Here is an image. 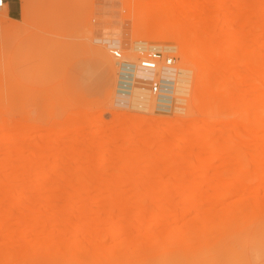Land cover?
Masks as SVG:
<instances>
[{"label": "rangeland", "instance_id": "obj_1", "mask_svg": "<svg viewBox=\"0 0 264 264\" xmlns=\"http://www.w3.org/2000/svg\"><path fill=\"white\" fill-rule=\"evenodd\" d=\"M19 1V19L0 23V264H264L262 2L246 10L261 30H241L234 0H193L201 22L236 44L223 43L205 83L198 47L181 35L151 41L186 43L187 60L165 54L190 68L189 87L172 105L182 111H136L117 104L115 61L95 40L148 37L127 18L135 0ZM204 87L220 110L203 108ZM143 138L155 143L140 149ZM82 149L95 159L73 161ZM140 150L171 158L151 168L118 161ZM55 155L67 157L56 171ZM237 175L243 186L232 185ZM80 188L74 200L65 194Z\"/></svg>", "mask_w": 264, "mask_h": 264}, {"label": "bare ground", "instance_id": "obj_2", "mask_svg": "<svg viewBox=\"0 0 264 264\" xmlns=\"http://www.w3.org/2000/svg\"><path fill=\"white\" fill-rule=\"evenodd\" d=\"M234 1L238 5V11L234 16V20L241 23V27H242L241 30H245L248 25L256 26L259 30H261L262 24H260L259 21L257 20H255L254 22H250V20L246 15V10L249 1L248 0H234ZM260 1L262 2L264 8V0H260ZM134 5L136 6V8L135 11L133 12V15H131V12L130 14L128 13L127 18H132V17L135 18L134 19V21L136 20L134 24L135 26L133 25L135 31H138L139 33L147 32L148 34L147 33L146 34L148 35V37L135 39L129 43L126 42L124 45L119 40L120 38L118 36L116 38L113 36L112 38H105V37L103 38L102 36V38L100 39H95L101 42L103 41V39H107L106 41H108L110 45L113 44L121 50L120 58L118 59L113 58L115 61L114 66L118 70L117 73H119L118 86H117L119 93H117L116 95L117 96L116 102L120 107L124 106L125 108L136 111L154 110L160 104L171 105L170 108H173V111H182L183 108L175 105L176 104L175 102H181L183 100L182 97L187 94L189 87V74L191 71L190 68L183 65L176 66L177 65L176 64L171 68H164L159 66L155 70H147L141 68L140 65L141 59L147 53L153 51L156 52L159 51L164 54L165 53L172 54L173 52L178 50L179 56L185 61L188 58L185 44L190 43L192 46L198 47L195 48L196 54L200 56V63L202 65V69L206 80L205 83H208L211 78L210 69L214 66L222 65L220 57L223 54V50H222L223 43L226 40H229L230 44L233 45L236 44V40L233 36H231V32L229 30L223 31L221 30L222 28H219V26L217 25H212V23L201 22L202 10L199 9L197 10L195 8L193 0H135V4H132V6ZM125 6L128 8L127 5ZM124 11L127 12L126 9H124ZM125 12L123 14H125ZM102 13H105V11H102ZM5 15H6V5L4 8L0 10V23L2 22V18ZM110 23L112 22L110 21ZM110 23L104 22L102 26L104 27V29L111 28ZM109 31L111 30H108V32ZM125 31L128 30L126 29ZM263 31L264 30H262L261 32ZM131 32L133 31L131 30ZM100 34H102V32H100ZM136 34L138 35V33ZM122 35L128 36V34H122ZM168 35L169 38L172 35L173 36L181 35L182 38H185L186 43L184 41L181 43L174 41L175 44H159V43L151 42V41L166 40L168 38L167 37ZM107 37H110V35H108ZM99 54L103 55L100 52ZM224 64L228 65L229 62ZM114 66H110L111 72L113 71ZM239 75L243 76L244 74L239 71ZM154 79L158 80L161 84V89L156 94H152L149 88L151 81ZM212 98L213 97L211 94V90L204 87L203 95H202V99H203L202 103H203V108L208 112L215 111L216 109L220 110L218 106L216 107L215 102ZM173 103H175L174 106H172ZM154 143L155 141L153 138H143L141 140V143H138V146L140 149L144 150V148ZM143 150H140L138 151V153L133 154L131 156H126V157L119 156L118 161L121 164H126V165L133 164L136 166L145 163V167L151 168L154 166H163L166 160L171 158L169 157L170 155L168 156L158 155V154L147 155L142 152ZM53 157L55 161L53 167L55 170L52 168L51 172H53V174H57L59 172L56 173L54 171H56L57 167L63 166V163L67 161V157L62 155L61 156L55 155ZM70 157L73 159V161H77V162L84 161L88 163L92 162L95 159L94 154L89 149L79 150L76 152V154L71 155ZM106 159L107 157H104L103 161H105ZM89 168L90 170L88 171V173L86 172V175H88L89 177L104 176V174H101L98 171H93L91 167ZM50 174L52 173L46 172L43 173L42 176L48 177L50 176ZM59 174L61 175L62 173ZM60 175L57 174V176ZM233 178L236 179L232 181V185L243 186V179L241 177L239 178V176L237 175L236 177ZM117 179L118 176L116 175L114 177L113 176L111 177V181L113 183H115ZM217 189H219L220 193H223L225 191L220 187H218ZM53 190L56 189L55 188H53L52 190L49 189L48 192L52 193ZM86 190L87 188H80L76 192H72L69 189H67L65 190V194L70 200H74L76 199L74 198L75 194L82 195L86 192ZM172 191H174V189L170 187L163 189L162 192L171 193ZM146 193L154 194L155 192L152 189H146ZM188 193L189 195H196V194L200 195L202 192L199 188H195L193 190H190Z\"/></svg>", "mask_w": 264, "mask_h": 264}, {"label": "built area", "instance_id": "obj_3", "mask_svg": "<svg viewBox=\"0 0 264 264\" xmlns=\"http://www.w3.org/2000/svg\"><path fill=\"white\" fill-rule=\"evenodd\" d=\"M5 0H0V10L5 7ZM105 43L106 48L108 49L109 53L111 54L112 58H120L121 56V50L116 47L115 45H110L108 41H102ZM141 68L147 69V70H155L159 66L164 68H171L174 65V58L170 55L161 53L159 51H153L147 53L140 62ZM119 74V73H118ZM150 91L152 94H156L161 89V84L158 80H152L150 83ZM118 90V88H117ZM117 93H119L117 91ZM116 93V95H117Z\"/></svg>", "mask_w": 264, "mask_h": 264}, {"label": "crops", "instance_id": "obj_4", "mask_svg": "<svg viewBox=\"0 0 264 264\" xmlns=\"http://www.w3.org/2000/svg\"><path fill=\"white\" fill-rule=\"evenodd\" d=\"M6 14L11 20H18L21 15V4L19 0H5Z\"/></svg>", "mask_w": 264, "mask_h": 264}]
</instances>
